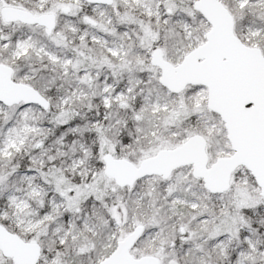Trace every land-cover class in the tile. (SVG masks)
Wrapping results in <instances>:
<instances>
[{"label":"snow or ice","instance_id":"1","mask_svg":"<svg viewBox=\"0 0 264 264\" xmlns=\"http://www.w3.org/2000/svg\"><path fill=\"white\" fill-rule=\"evenodd\" d=\"M0 264H264V0H0Z\"/></svg>","mask_w":264,"mask_h":264}]
</instances>
